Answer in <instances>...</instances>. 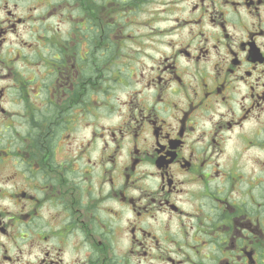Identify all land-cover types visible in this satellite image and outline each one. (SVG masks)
I'll return each mask as SVG.
<instances>
[{
  "label": "flooded vegetation",
  "instance_id": "flooded-vegetation-1",
  "mask_svg": "<svg viewBox=\"0 0 264 264\" xmlns=\"http://www.w3.org/2000/svg\"><path fill=\"white\" fill-rule=\"evenodd\" d=\"M0 264H264V0H0Z\"/></svg>",
  "mask_w": 264,
  "mask_h": 264
}]
</instances>
